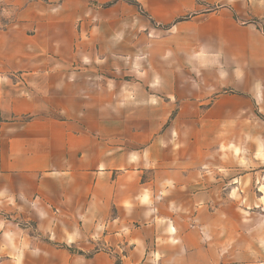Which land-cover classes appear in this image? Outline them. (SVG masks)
<instances>
[{
    "label": "crops",
    "instance_id": "0c3cea01",
    "mask_svg": "<svg viewBox=\"0 0 264 264\" xmlns=\"http://www.w3.org/2000/svg\"><path fill=\"white\" fill-rule=\"evenodd\" d=\"M258 116L264 0H0V264H264Z\"/></svg>",
    "mask_w": 264,
    "mask_h": 264
},
{
    "label": "rangeland",
    "instance_id": "374dc122",
    "mask_svg": "<svg viewBox=\"0 0 264 264\" xmlns=\"http://www.w3.org/2000/svg\"><path fill=\"white\" fill-rule=\"evenodd\" d=\"M252 122L244 131H236L230 148L221 153L230 156L228 167L236 177V186L250 189L245 196L247 203L252 204L255 218L264 221V119L258 116Z\"/></svg>",
    "mask_w": 264,
    "mask_h": 264
}]
</instances>
